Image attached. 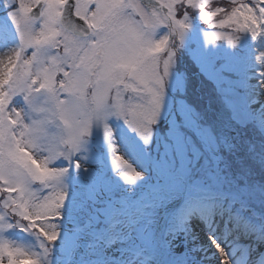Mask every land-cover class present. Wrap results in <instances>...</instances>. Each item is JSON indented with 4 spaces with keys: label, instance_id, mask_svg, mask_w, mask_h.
<instances>
[{
    "label": "rangeland",
    "instance_id": "obj_1",
    "mask_svg": "<svg viewBox=\"0 0 264 264\" xmlns=\"http://www.w3.org/2000/svg\"><path fill=\"white\" fill-rule=\"evenodd\" d=\"M211 3L231 7V0ZM4 5L0 0L5 32L1 38L16 47L19 39ZM189 11L188 27L180 38L167 27L153 34L154 39L168 36L169 49L176 47L178 52L171 50L149 142L145 144L117 115L93 121L77 149L49 161L51 168L67 169L55 183L65 195L59 219L51 222L57 239L49 245L34 231H21L17 219L2 207L0 239L40 253L43 264H211V256L217 264L220 254L206 251L202 235L211 244L213 239L220 244L231 264H264V231L257 229H264L259 185L264 180V99L249 77L255 40L228 28L216 30L238 36L235 44L208 41L205 32L212 29L196 24L193 17L201 21L199 15ZM180 49L183 66L178 67ZM193 102L199 113L191 108ZM17 104L24 107L19 99ZM113 155L141 173L134 184L123 181V170L112 164ZM59 161H69V168L58 166ZM33 187L38 196L52 188ZM223 211L218 223L205 224ZM234 212L242 215L241 220ZM245 218L251 231L256 223L263 238L254 250L249 247L255 240L249 225H240ZM41 243L48 248L46 256Z\"/></svg>",
    "mask_w": 264,
    "mask_h": 264
},
{
    "label": "snow or ice",
    "instance_id": "obj_2",
    "mask_svg": "<svg viewBox=\"0 0 264 264\" xmlns=\"http://www.w3.org/2000/svg\"><path fill=\"white\" fill-rule=\"evenodd\" d=\"M4 6L19 43L0 62V207L21 231H34L49 245L58 236L51 222L65 200L55 183L67 171L49 161L77 149L91 123L109 114L149 142L172 58L169 37L153 38L158 28L180 38L189 10H196L191 13L212 29L205 32L208 41L235 44L238 36L216 30L225 28L253 40L264 36V0H231L230 8L211 0H5ZM112 164L127 184L141 176L120 155ZM34 185L52 188L38 196ZM212 243L220 264H231L224 248ZM40 249L46 256L48 248L41 243ZM0 264L43 259L0 239Z\"/></svg>",
    "mask_w": 264,
    "mask_h": 264
},
{
    "label": "bare ground",
    "instance_id": "obj_3",
    "mask_svg": "<svg viewBox=\"0 0 264 264\" xmlns=\"http://www.w3.org/2000/svg\"><path fill=\"white\" fill-rule=\"evenodd\" d=\"M3 33H5V32L0 31V62L6 63L8 55H10V53L7 51H9L15 47L9 46V44L6 43L3 38H1ZM252 52H253V54H252L253 60L250 64L249 77L252 81L253 86L257 88L258 93L260 95H262V99H264V87H262V85H264V64L262 63V60H264V36H259V37H257V39H255V41L253 43V47H252ZM2 67H3V63H0V68H2ZM262 106L264 107V102H263ZM197 209H199V208L197 207ZM198 216H200V214ZM214 216L215 215H213L212 217L210 216L211 218H209L208 221H205V224L211 225L212 223H215V222L218 223L221 220L219 217H214ZM241 223L245 226L249 225L248 230L251 233H257L254 229L256 223L253 226L252 231H251V226H252L251 223H249V224H246V222H244V223L241 222ZM195 226L199 227L197 225H195ZM209 228H210V226H209ZM211 229H214V228H211ZM261 230L264 231V229H262V226H260L258 231L260 232ZM239 234H241V232ZM201 239H202L203 247L206 249V251H208V252L212 251L211 254L214 256L215 252H216L215 246L213 244H211L205 236L201 235ZM262 240H263V238L258 234L255 241H253L252 244H249V247H251V249L254 250L257 246H259V244L261 243ZM257 241H259L258 244H256ZM211 258H212L211 260L209 259L210 263L214 264V261H213L214 257L211 256ZM215 259L219 260L218 256H216ZM220 261H221V259H220ZM220 261H218L217 264H220Z\"/></svg>",
    "mask_w": 264,
    "mask_h": 264
},
{
    "label": "water",
    "instance_id": "obj_4",
    "mask_svg": "<svg viewBox=\"0 0 264 264\" xmlns=\"http://www.w3.org/2000/svg\"><path fill=\"white\" fill-rule=\"evenodd\" d=\"M80 23H82V22H80Z\"/></svg>",
    "mask_w": 264,
    "mask_h": 264
}]
</instances>
